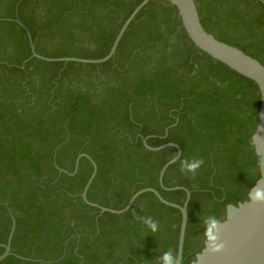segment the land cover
Segmentation results:
<instances>
[{"label": "trees", "instance_id": "16d2710c", "mask_svg": "<svg viewBox=\"0 0 264 264\" xmlns=\"http://www.w3.org/2000/svg\"><path fill=\"white\" fill-rule=\"evenodd\" d=\"M205 30L264 65V0H195ZM141 0H0V255L16 219L11 253L0 264H159L176 258L181 212L141 194L154 188L183 205L182 264L205 247L204 219L226 218L261 178L252 144L257 84L201 51L178 10L148 2L114 56L101 59ZM20 21L22 25L18 23ZM167 131V132H166ZM173 146L151 151L144 145ZM202 161L193 173L185 162ZM64 170L66 172H62ZM181 187V188H177ZM184 188V189H183ZM151 217L158 231L143 223Z\"/></svg>", "mask_w": 264, "mask_h": 264}, {"label": "water", "instance_id": "95a60500", "mask_svg": "<svg viewBox=\"0 0 264 264\" xmlns=\"http://www.w3.org/2000/svg\"><path fill=\"white\" fill-rule=\"evenodd\" d=\"M150 1L152 0H141V3L136 7L121 27L110 52L101 59H81L75 57L47 58L37 54L33 44H31L33 56L45 61H74L91 64L106 62L116 53L120 40L130 23L134 20L138 12ZM165 1L170 2L177 8L182 25L188 37L196 45V47L238 74L254 81L257 84L261 95L259 122L252 137V144L260 161L261 178L251 189L247 201L239 203L238 205L230 204L227 206L226 218L224 221L220 222V227L217 233L218 240L221 241L219 250L210 249L209 247L211 246H208V242L206 241L205 247L196 255L195 261L191 264H264V201H256L254 199L255 192L258 189L264 190V65L257 59L246 54L241 49L220 41L213 34L207 32L201 23L195 0ZM18 23L23 26L20 21H18ZM144 145L151 151H158L169 146H173L177 149L176 157L167 162L160 171L159 182L163 187L164 174L168 167L180 158L182 152L181 148L174 143H167L160 147H151L147 144L146 140H144ZM81 157L88 158L93 165V173L82 193V198L87 204L98 207L102 212L122 214L130 209L135 200L141 194L145 192H152L160 202L167 206L176 208L181 212V225L176 260L178 261V264H182L185 235L188 223V204L191 192L183 188L186 191L187 196L184 204L178 205L165 200L156 189L144 188L137 191L128 201L127 205L121 210L101 207L89 202L87 199V191L97 173V165L90 156L82 154L77 158L74 173L70 174L64 170L61 171L74 175L78 170L79 160ZM10 215L12 218V227L7 244L2 245L5 250L3 254L0 255V262L11 253V242L16 228V219L11 212Z\"/></svg>", "mask_w": 264, "mask_h": 264}, {"label": "clouds", "instance_id": "9594fccd", "mask_svg": "<svg viewBox=\"0 0 264 264\" xmlns=\"http://www.w3.org/2000/svg\"><path fill=\"white\" fill-rule=\"evenodd\" d=\"M202 164V161L195 160L191 162H185L183 164V169L189 173L195 172ZM254 199L256 201H264V190H257L255 192ZM144 225L151 231H158V224L151 217H145L143 219ZM220 227V221L215 216H207L204 219V236L205 240L208 242L210 249L219 250L221 241L218 240L217 233ZM159 264H178V261L173 256L170 251H165L159 257Z\"/></svg>", "mask_w": 264, "mask_h": 264}]
</instances>
